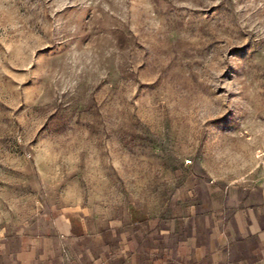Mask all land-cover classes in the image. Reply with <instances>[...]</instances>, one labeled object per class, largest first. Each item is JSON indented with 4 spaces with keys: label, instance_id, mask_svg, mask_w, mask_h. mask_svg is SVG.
<instances>
[{
    "label": "rangeland",
    "instance_id": "374dc122",
    "mask_svg": "<svg viewBox=\"0 0 264 264\" xmlns=\"http://www.w3.org/2000/svg\"><path fill=\"white\" fill-rule=\"evenodd\" d=\"M231 185H264V0H0V239L184 231Z\"/></svg>",
    "mask_w": 264,
    "mask_h": 264
},
{
    "label": "crops",
    "instance_id": "0c3cea01",
    "mask_svg": "<svg viewBox=\"0 0 264 264\" xmlns=\"http://www.w3.org/2000/svg\"><path fill=\"white\" fill-rule=\"evenodd\" d=\"M212 190L184 231L125 219L88 233L60 214L42 231L0 239V264H264V185Z\"/></svg>",
    "mask_w": 264,
    "mask_h": 264
}]
</instances>
